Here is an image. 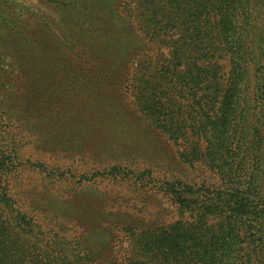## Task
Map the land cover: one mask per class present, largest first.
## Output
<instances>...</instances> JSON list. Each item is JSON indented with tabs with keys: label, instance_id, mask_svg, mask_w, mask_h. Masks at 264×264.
Wrapping results in <instances>:
<instances>
[{
	"label": "trees",
	"instance_id": "1",
	"mask_svg": "<svg viewBox=\"0 0 264 264\" xmlns=\"http://www.w3.org/2000/svg\"><path fill=\"white\" fill-rule=\"evenodd\" d=\"M133 19L145 37L134 45L83 35L23 38V116L7 94L20 72L0 69V264L35 258L36 247L23 249L20 238L35 237L31 220L7 216L3 179L21 166V152L47 134L56 139L52 130L66 129L68 112L65 154L83 150L101 139L106 116L118 117L117 98L129 90V104L188 170L126 177L163 192L179 215L131 229L126 264H264V0H142ZM153 47L167 51L152 59ZM41 159L35 165L46 172ZM63 166L52 174L63 179ZM63 258L58 252L46 264Z\"/></svg>",
	"mask_w": 264,
	"mask_h": 264
},
{
	"label": "rangeland",
	"instance_id": "2",
	"mask_svg": "<svg viewBox=\"0 0 264 264\" xmlns=\"http://www.w3.org/2000/svg\"><path fill=\"white\" fill-rule=\"evenodd\" d=\"M141 2L0 0V64L3 63L0 69L20 72L14 75L16 88L7 92L9 101L16 102L15 109L23 116L27 79L23 75V38L83 35L118 38L134 45L145 38L144 27L133 19V12ZM168 38L175 40L178 34L171 32ZM166 51L153 47L147 54L155 59ZM120 95H116L120 106L118 117L106 116L110 120L103 123L101 139L87 141L83 150L77 148L73 154H65L64 142L71 135L66 129L69 130V121L74 118L68 112L61 119L66 129H53L56 139L49 134L40 138L42 145L52 142L43 145L46 148L37 142L26 147L20 154L21 166L8 171L3 179L13 209L7 216L19 215L20 223L23 218L31 220L35 237L20 234L23 249L29 242L36 247L30 245L35 256L29 258L30 264L35 260L46 264L58 252L66 264H126L134 250L131 229L138 232L142 227L167 225L179 219L163 192L151 184L140 187L135 178H126L131 177V172L138 177L150 171L159 180L170 169H188L180 165L176 150L129 104L130 90ZM96 105L102 107L101 102ZM53 140L57 142L55 146ZM40 158L46 172L35 165L41 164ZM58 162L64 164L63 179L52 174V170L56 173L54 166ZM92 175L96 179L89 181ZM10 248L16 250L14 246ZM83 255V260L75 257Z\"/></svg>",
	"mask_w": 264,
	"mask_h": 264
}]
</instances>
